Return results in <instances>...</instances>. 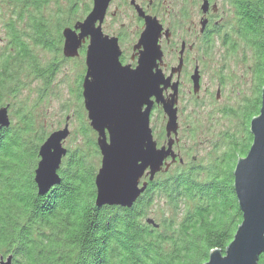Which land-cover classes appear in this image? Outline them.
Returning <instances> with one entry per match:
<instances>
[{"label": "trees", "instance_id": "1", "mask_svg": "<svg viewBox=\"0 0 264 264\" xmlns=\"http://www.w3.org/2000/svg\"><path fill=\"white\" fill-rule=\"evenodd\" d=\"M53 1L57 0H0V19L2 6L9 12L4 25L7 46L0 57V108L7 106L8 97L20 93L24 79L34 78L46 87L53 83L58 61L44 65L34 49L61 53L62 30L75 24L71 25L74 18L46 16L44 11ZM226 1L235 9L243 38L254 47V39L264 29V0ZM80 84L79 79L77 96L82 103ZM250 106L251 100L240 113ZM260 107L259 99L254 116ZM18 116L22 129L0 130V255H13L14 264H206L213 250L225 252L232 242L242 223L234 168L222 178L219 167L204 174L203 180V171L176 170L151 182L131 209H99L95 205L97 173L88 167L82 150H77L70 152L60 170L61 185L39 196L34 174L40 146L48 137L30 155L27 146L34 138L26 136L33 124L25 112ZM83 123L84 137L95 134L89 120ZM252 141L253 137L242 149L237 139L230 138L225 158L232 161L234 149L245 157ZM89 144L98 152L95 141ZM155 198H163L172 210L161 222L155 220L158 227L147 223ZM259 264H264V254Z\"/></svg>", "mask_w": 264, "mask_h": 264}, {"label": "water", "instance_id": "2", "mask_svg": "<svg viewBox=\"0 0 264 264\" xmlns=\"http://www.w3.org/2000/svg\"><path fill=\"white\" fill-rule=\"evenodd\" d=\"M112 1L93 0L92 9L84 20L62 30V53L65 58H77L89 39L82 95L90 126L98 134L97 146L102 156L95 177V205L99 209L104 206L131 209L162 171L166 160L172 157L174 162L176 159L173 145L179 130L177 90L174 99L164 98L161 86L166 88L167 82L161 74L153 73L156 61L162 56L159 38L163 26L157 18L146 15L138 5L137 13L145 20L138 46H143L144 51L136 70L122 66L118 39L105 35L102 28ZM201 9L204 13L208 11L207 0ZM146 34L149 37L148 47H145ZM69 36H74L79 43H69ZM193 79L197 92L199 81L198 78ZM154 104H161L167 117V147L158 148L154 140L151 128ZM145 105L147 107L143 110ZM69 120L70 117H67L65 126L52 132L40 146L34 174L39 196H46L63 181L60 170L68 155L64 143L71 133ZM10 126L9 106H5L0 108V130ZM250 133L253 141L248 154L239 158L233 173L242 223L225 252L213 250L206 264H259V258L264 254V86L260 111L251 121ZM46 161V169L52 162L55 163L52 172L55 182L40 179V166ZM144 176L148 180L142 182ZM116 177H119L118 182ZM147 223L158 227L153 218H148ZM13 260V255L0 257V264H14Z\"/></svg>", "mask_w": 264, "mask_h": 264}, {"label": "rangeland", "instance_id": "3", "mask_svg": "<svg viewBox=\"0 0 264 264\" xmlns=\"http://www.w3.org/2000/svg\"><path fill=\"white\" fill-rule=\"evenodd\" d=\"M214 2L219 6L224 26L219 41L215 43L216 54L214 59L226 67L225 73L228 82L225 87V96L218 102L205 96L203 100L199 101L195 110L197 113L192 111V104L190 106L185 101L181 110L184 144L192 147V155L198 157V161L194 163V166L198 167L197 171H203L200 176L201 180L207 177L204 174L218 170L219 167L223 171L222 178H225L233 168L235 170L236 159L241 157L240 149L232 151L234 156L232 161L220 157L230 150V148L228 149L230 138L237 139L242 149L250 144L252 138L250 124L256 114L257 101L259 99L261 101V89L264 86V29L254 39L255 45L253 47L243 38L242 30L236 19L235 9L231 4L226 0H214ZM201 4L202 0H199V11ZM92 6L93 0H57L53 1L44 13L51 18L58 15L67 21L74 18L71 24L73 25L83 20L92 9ZM130 7L128 3L116 0L110 6L106 23L103 25L107 34L122 33L125 36L126 45L134 43L142 30L135 11ZM2 10L3 19H0V57L7 46L4 25L9 15L7 6H2ZM116 10L117 14L114 17ZM218 50L219 52H217ZM34 53L44 65L57 60L58 71L50 86L46 87L41 81L34 78L24 79L23 83L25 85L20 93L17 96L8 97L4 103L9 106L10 130L15 131L23 128L18 115L25 112L27 120L33 124L32 132L26 136L28 140L34 138L27 146L29 154L33 156L36 154V147H39L43 138L48 137L56 130L62 129L65 126L66 118L70 117L69 129L71 133L64 146L70 152L82 150L88 167L93 168L96 174L101 166V156L98 152L95 153V146L92 150V146L89 144L91 140L96 142V135L91 134L88 138L80 133L81 126L84 125L83 122H88L87 113L84 112L83 105L79 102L77 96L84 57L68 60V58H64L62 52L59 54L49 53L38 48L34 49ZM256 92L258 96L255 95ZM250 100L249 110L243 114L240 113ZM230 109L232 112H230ZM164 124L163 113L159 110L154 111L151 126L157 134L160 133L161 128L163 129ZM195 145L199 147L194 149ZM68 157L64 159L63 167H65ZM35 160L31 162L30 171L35 166ZM176 169L168 175H173ZM165 176L159 177L163 178ZM171 213L172 210L167 207L163 198H155L148 217L161 222L164 217L171 215Z\"/></svg>", "mask_w": 264, "mask_h": 264}, {"label": "flooded vegetation", "instance_id": "4", "mask_svg": "<svg viewBox=\"0 0 264 264\" xmlns=\"http://www.w3.org/2000/svg\"><path fill=\"white\" fill-rule=\"evenodd\" d=\"M115 1L116 0H113L110 6L113 5ZM122 1L128 3L131 6L130 9L135 11L137 19L142 26V30L137 40L128 45H126L125 36L122 33L107 34L103 25L106 23V17L109 12L108 9L102 28L105 35L118 39L121 52L119 58L120 63L122 66H128L130 70L134 71L138 68L142 52L144 51L143 46H138L141 34L145 28V20L136 12V5H138L146 15L157 18L163 26V31L159 38L162 56L160 60L156 61V67L153 69V73L161 74L167 82L168 86L166 88L165 85L161 86L164 88V98L166 100L174 99L173 95L177 90L175 99L177 100L176 108L178 109L179 130L175 137L176 142L173 145V152L176 155V159L173 162L172 157H169L162 167V171L156 175V178L172 174L175 168H177L176 170L197 169L198 167H195L194 163L198 161V157L192 155V147L184 144L181 110L185 101L189 103L190 106L192 104V111L197 113L195 110L198 107L199 101H201V99L203 100L205 96L215 99V102L222 100L225 96V87L228 82L225 73L226 67L214 59L216 54L215 43L219 41L224 31V26L222 24L223 18L220 15L219 6L214 0H207L209 2V9L204 13L201 7L205 0H202L200 11L198 10L199 0H135V4H132L133 0ZM116 14L117 10L114 13V17ZM88 44L89 39L83 44L78 56L84 57L83 69L80 76V86L83 110L85 113H87V111L84 106L82 94L83 82L87 72L86 51ZM217 52H219V50ZM193 78H198L199 81L197 92L195 91ZM205 79H207V81H205ZM146 107L147 105L143 107V110H145ZM156 110L163 113L165 124L163 129H160L159 134H157L151 126L154 140L157 142L158 148L167 147L169 140L165 130L167 117L163 106L161 104H154L151 118L152 113ZM230 112H232L231 109ZM95 135L97 145L98 134L95 132ZM195 147L199 146L195 145L194 149ZM97 150L101 156L98 146ZM69 154L70 150L68 149L67 156H69ZM225 154L226 152L221 155L220 158L223 159ZM167 165H170L168 170H166ZM146 180H148V177L144 176L142 182ZM0 257L6 258L7 256L0 255Z\"/></svg>", "mask_w": 264, "mask_h": 264}, {"label": "snow or ice", "instance_id": "5", "mask_svg": "<svg viewBox=\"0 0 264 264\" xmlns=\"http://www.w3.org/2000/svg\"><path fill=\"white\" fill-rule=\"evenodd\" d=\"M69 43H72V42H76L77 44L79 43V41L76 40V38L74 36H69ZM81 39H83V37H81ZM148 41H149V37L148 35L146 34L145 35V47H148ZM94 80L96 81V78L94 76ZM113 131V135L115 133V128L112 129ZM48 162L46 161L45 164H42L40 167H41V174H40V179L42 181H50V182H55V177L52 175V172L55 170V163L52 162L49 166L48 169H46V164ZM117 180V182L119 181V177H116L115 178Z\"/></svg>", "mask_w": 264, "mask_h": 264}]
</instances>
